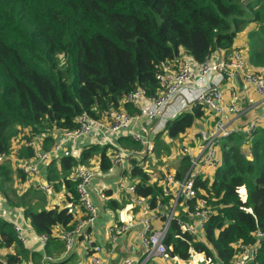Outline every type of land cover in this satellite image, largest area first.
Segmentation results:
<instances>
[{"label":"trees","instance_id":"1","mask_svg":"<svg viewBox=\"0 0 264 264\" xmlns=\"http://www.w3.org/2000/svg\"><path fill=\"white\" fill-rule=\"evenodd\" d=\"M250 22L258 26L247 32L243 57L251 67L264 65V0H0V194L23 204L32 228L48 235L46 253L51 247L58 255L64 252L63 238L53 230L72 227L77 217L70 206L34 209L24 204L27 191L17 193L15 183L26 180L20 165L33 157L28 141L47 150L56 132L78 126L82 113L99 119L112 108L133 113L137 107L126 96L138 87L147 96L156 95V73L164 62L177 61L181 53L197 62L218 51L225 57L237 49L235 39ZM222 83L228 85L227 77ZM175 113L156 129L153 150L131 156L123 171L151 208L158 199L171 204L165 172L174 169L180 177L189 164L175 148L178 137L181 144H194L196 127H203L211 114L197 100ZM116 140L127 149L141 148L129 135ZM244 143L250 157L241 149ZM114 148L99 141L85 144L78 158L55 155L44 163L47 179L54 190L65 188L68 202L79 205L72 172L79 165L108 170ZM161 150L174 162L180 157L173 168L159 166L154 178L145 166L149 155ZM219 151L220 163L194 181L197 196L210 207L203 239L174 218L164 239L167 251L181 261L196 250L208 261L232 264L240 243L256 244L245 264H264V237L256 238L264 230V118L247 134L236 130L223 137ZM28 256L12 223L0 216V264H21Z\"/></svg>","mask_w":264,"mask_h":264},{"label":"built area","instance_id":"2","mask_svg":"<svg viewBox=\"0 0 264 264\" xmlns=\"http://www.w3.org/2000/svg\"><path fill=\"white\" fill-rule=\"evenodd\" d=\"M225 57L213 58L207 56L203 61H195L188 54L181 53L177 61H167L162 64L156 73V79L160 84V90L156 95L147 96L145 89L138 87L126 96V101L137 107L133 113H128L123 108H112L107 112L105 118L90 117L82 113L78 120V126L74 129H64L56 132L53 144L47 150H40L36 140L28 141L33 147V157L23 163L21 169L28 176L35 175L39 171V162L47 163L51 157L59 155V152L75 140L92 142H108L115 148L111 158V167L106 171L92 168L88 165H79L71 174L76 183L79 205L83 213L75 224L64 229L62 232L64 253L73 248L76 239L83 237L89 252L90 264H103L100 255L102 245L99 244L92 234V224L97 214L89 191L90 182L98 175H124L125 180L120 181L119 186L129 193L131 202L141 205L146 211L138 217L141 223L140 241L142 245L141 254L138 257L125 256L120 264H148L154 258L170 262L171 256L167 251L164 241L166 232L172 219L176 218L181 228L198 239H203L204 225L209 217L210 207L203 197H198L195 188V178L198 174H207L209 170L221 161L219 142L230 133L239 130L247 134L257 124L259 116H264V103L259 116L247 120L242 125L235 127L233 120L242 113V109L235 102L226 103L223 90L216 83H210L212 74H217L218 80L227 79L239 73L242 81L251 86L253 92L264 98V75L254 71L245 61L239 49L229 52ZM232 91V95H234ZM177 99L178 106L185 107L191 101L197 100L205 104L206 109L211 112L210 122L196 127V140L194 144H181L180 154L188 157L189 164L180 177L175 176L174 169L166 171L163 180L166 193L173 191L171 204L165 206L162 200H156L155 205L149 207L146 198L140 197L135 191V181L128 178L123 171L127 168L128 159L134 155H141L153 150V135L156 128L149 134H144L137 129L141 120H152L160 116L165 107ZM173 114V113H172ZM171 114V115H172ZM169 115V116H171ZM129 135L131 139L138 141L141 148L127 149L120 145L115 139ZM38 187L45 192L53 190L51 183L41 181ZM104 199V193H100ZM13 206L12 211L6 213L0 204V216L12 223L18 239L25 247L28 244V231L32 226L19 216ZM22 212V211H21ZM154 220H159V225H153ZM128 223L112 224L109 233L112 236L124 232L129 227ZM91 228V229H90ZM34 230V229H33ZM35 231V230H34ZM41 245L47 241L46 233L34 232ZM264 237V230L256 232V238ZM256 244H239L238 254L232 264H245L254 254ZM50 255L44 254L40 264H45Z\"/></svg>","mask_w":264,"mask_h":264},{"label":"crops","instance_id":"3","mask_svg":"<svg viewBox=\"0 0 264 264\" xmlns=\"http://www.w3.org/2000/svg\"><path fill=\"white\" fill-rule=\"evenodd\" d=\"M257 26V23L250 22L247 26L239 31L235 39L234 45L237 49H239L243 56L244 53H246V43L248 40L247 32L252 28L256 29ZM229 54L230 53H228L227 56ZM219 56H223L220 51L215 52L211 55V57L213 58H218ZM251 68L254 71H257L258 73L264 75V65L252 66ZM218 77L219 76L217 74H212L210 77V83L216 82L220 87H223V95L226 103L235 102L242 109V113L239 115V117H236V119L233 120V124L235 125V127H238V125L240 124L242 125L254 116L260 115L262 105L264 103V98L257 96L251 89V86L245 84L242 81L238 72L235 73L233 77L228 79L229 83L227 86H224V84L222 83L223 79L218 80ZM232 91H234V95H232ZM180 106L181 105L178 106V101L177 99H175L171 104L165 107V110L160 116L152 120H141L140 125L137 126V129L144 134L151 133L153 128H160L164 121L163 117L166 118L167 116L177 112L179 109L184 107ZM209 118L210 117H207L205 119V122L207 124L210 122ZM263 118V115L259 116L258 122ZM205 122L204 126H206ZM83 143L84 141L82 142L81 140L69 142V144L64 148L63 151L67 152V154H70V151L72 149L81 150L84 147ZM86 143L91 144L93 142L87 140ZM52 144L53 141L50 143L49 148L52 146ZM119 144L122 145V143ZM95 161L96 156L94 157L92 163ZM44 166V163L39 162L38 173L31 176L26 175V180L24 182H19L23 187V189L19 191L20 193H22L23 191L26 192L30 188L45 192L43 189L38 187L39 182L48 180L46 166ZM124 177V175L117 176L115 174L98 175L97 177H94L92 179L89 185L90 195L97 209V214L91 227L92 229H90L92 230V234L96 241L102 245L100 255L103 259V264H120L125 256L138 257L141 254V223L138 221V217L140 214L145 213L146 210L141 205L131 202V200L129 199V193L123 191V189L119 186L120 181H122ZM53 190L47 192L49 194L48 201L50 206H52L53 204L70 206V209L76 213L77 218L82 215V208L79 205L72 204L67 201L65 194L66 190L64 187H60V189L58 190ZM100 193H104L106 197L102 199L100 197ZM121 195L123 198H125V201L122 200ZM0 204L2 208L5 209L6 213L12 211L13 206L17 207L18 209L15 210L18 212L19 216H16V218L20 221L23 220L29 223V221L23 216L21 208H19L18 205L10 203L1 194ZM112 204L114 205V207L110 206ZM120 210L122 211V213H120ZM128 222L130 223L129 227L124 232L117 234V236L115 237L109 233L110 225ZM159 224V220L153 221V225L156 226ZM63 230L64 229L62 228V226L58 225L54 228L53 233L62 236ZM34 232L35 231L33 229L28 231L29 240L27 248L30 250V256H28L27 260H22L21 264H40L43 255L48 253H46L45 248L46 242L44 245H41L39 242H37ZM12 249L13 248L11 247L10 250ZM33 252H36L34 256H32ZM49 252L50 253H48V255H50L52 259L47 260L45 264H54L55 261L58 262L56 264H90L88 257L90 251L88 250L85 239H83L82 236L81 238L76 239L73 248L66 254L62 252V254L58 255L56 254L55 248L52 247ZM75 256L77 257L75 258ZM170 262L172 264H184L181 262V260L174 257L170 258ZM148 264H169V261H163L158 258H154L150 260Z\"/></svg>","mask_w":264,"mask_h":264},{"label":"rangeland","instance_id":"4","mask_svg":"<svg viewBox=\"0 0 264 264\" xmlns=\"http://www.w3.org/2000/svg\"><path fill=\"white\" fill-rule=\"evenodd\" d=\"M247 25H245V26H247ZM169 117L170 116H167L166 119L169 118ZM164 119H165V117H163V120ZM189 134L191 135L192 133L190 132ZM181 143H182V138L178 137V143H176L175 148L180 147ZM13 144H14V147H15L16 146V140L14 141ZM130 148H132L134 150H138V149L133 148V147H130ZM241 149H242L243 152H245L247 154V157H250V155H248V146H247V144H245V143L242 144ZM173 151H174V148L171 149V152H173ZM79 153H80L79 149L78 150L72 149L70 151V154L73 155L74 157H77V158L79 157ZM59 154H67V152L62 150L61 152H59ZM151 157H152V159H151ZM179 157L180 156H178V158L174 162L172 160V159H174L173 157H171L172 159H170L169 154H167V152L165 150H161L160 152H156L154 154V156L151 155V154L149 155L148 162H147V159L144 161L145 163L147 162L146 163L147 166H145V168H148V169L151 168L152 170H150V171L152 172L153 177L155 178V176L158 174L159 166L166 165V167H167V166L170 165L171 168H173V166H175V163L178 162ZM157 159H158V162L156 164H154L153 162L157 161ZM123 180H125V178H123ZM15 186H16L17 193H20L19 191H21L23 189L22 185H20V183L17 181V183H15ZM118 188H119V186H118ZM240 191L242 193V198H244V190H243V188H240ZM48 195L49 194L47 192H43V191H40V190H35L33 188H30L29 190H27V192L25 194L24 204L31 205V206H33L34 209L47 208L48 206H50L49 205V201H48V198H49ZM121 197H122V195H121ZM122 200L125 201V198L122 197ZM22 205L23 204L19 205L18 207L21 208ZM120 213H122L121 210H120ZM76 257L77 256H75V258ZM181 262L184 263V264H217L216 260L208 261L206 256H205V254L203 252L196 251V250H192L190 257L188 259H186V260H182Z\"/></svg>","mask_w":264,"mask_h":264},{"label":"clouds","instance_id":"5","mask_svg":"<svg viewBox=\"0 0 264 264\" xmlns=\"http://www.w3.org/2000/svg\"><path fill=\"white\" fill-rule=\"evenodd\" d=\"M135 112V111H134Z\"/></svg>","mask_w":264,"mask_h":264}]
</instances>
